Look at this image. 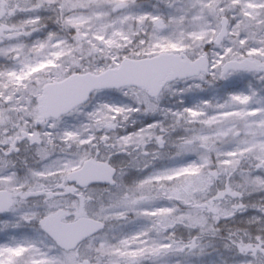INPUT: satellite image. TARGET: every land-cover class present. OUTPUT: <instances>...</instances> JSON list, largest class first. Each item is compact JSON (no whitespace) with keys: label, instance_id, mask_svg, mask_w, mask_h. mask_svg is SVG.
<instances>
[{"label":"snow or ice","instance_id":"6c2138e0","mask_svg":"<svg viewBox=\"0 0 264 264\" xmlns=\"http://www.w3.org/2000/svg\"><path fill=\"white\" fill-rule=\"evenodd\" d=\"M264 264V0H0V264Z\"/></svg>","mask_w":264,"mask_h":264},{"label":"rangeland","instance_id":"374dc122","mask_svg":"<svg viewBox=\"0 0 264 264\" xmlns=\"http://www.w3.org/2000/svg\"><path fill=\"white\" fill-rule=\"evenodd\" d=\"M154 2V0H153ZM217 257L215 256V254H213L212 256L206 257L205 258V264H209L210 261L216 259Z\"/></svg>","mask_w":264,"mask_h":264}]
</instances>
